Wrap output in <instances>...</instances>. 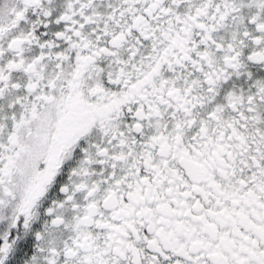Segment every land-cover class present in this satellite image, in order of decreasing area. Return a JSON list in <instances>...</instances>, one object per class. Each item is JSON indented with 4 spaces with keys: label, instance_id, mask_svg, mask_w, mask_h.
Returning a JSON list of instances; mask_svg holds the SVG:
<instances>
[{
    "label": "snow or ice",
    "instance_id": "obj_1",
    "mask_svg": "<svg viewBox=\"0 0 264 264\" xmlns=\"http://www.w3.org/2000/svg\"><path fill=\"white\" fill-rule=\"evenodd\" d=\"M0 264H264V0H0Z\"/></svg>",
    "mask_w": 264,
    "mask_h": 264
}]
</instances>
